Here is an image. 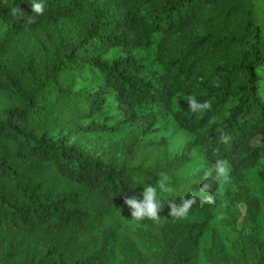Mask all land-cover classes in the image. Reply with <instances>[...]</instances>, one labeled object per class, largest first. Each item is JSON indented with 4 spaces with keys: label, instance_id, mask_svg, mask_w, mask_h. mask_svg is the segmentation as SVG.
Wrapping results in <instances>:
<instances>
[{
    "label": "trees",
    "instance_id": "1",
    "mask_svg": "<svg viewBox=\"0 0 264 264\" xmlns=\"http://www.w3.org/2000/svg\"><path fill=\"white\" fill-rule=\"evenodd\" d=\"M43 2L26 28L30 0H0V264H264V0ZM217 159L231 179L208 204ZM160 173V221H133L124 197Z\"/></svg>",
    "mask_w": 264,
    "mask_h": 264
},
{
    "label": "clouds",
    "instance_id": "2",
    "mask_svg": "<svg viewBox=\"0 0 264 264\" xmlns=\"http://www.w3.org/2000/svg\"><path fill=\"white\" fill-rule=\"evenodd\" d=\"M30 7L32 13L35 15H28L25 20V27L27 28L31 24L35 23L36 17L44 14L45 5L43 0H30ZM20 8L13 9V15L21 12ZM187 104L192 112L203 113L207 110H211L212 103L209 100L200 102L195 95H190L187 98ZM217 122L216 116L209 118L208 124L213 125ZM218 143L227 144L231 137L223 129H217ZM231 168L229 163L225 159H217L211 164L209 169L205 172L204 182L199 189V196L201 202L208 204L216 203V196L219 192V187L230 182ZM217 186V187H214ZM173 191L170 184V177L167 173H160L159 179L155 186L145 185L141 193L142 198L138 196H125L124 204L130 209L131 217L133 221L151 220L156 223L160 221L159 213L163 210L162 193H171ZM197 203L196 194L184 197L181 196L179 203L175 199H169L166 204L170 209L168 215L174 219L185 218L193 206ZM227 202H224V206Z\"/></svg>",
    "mask_w": 264,
    "mask_h": 264
},
{
    "label": "rangeland",
    "instance_id": "3",
    "mask_svg": "<svg viewBox=\"0 0 264 264\" xmlns=\"http://www.w3.org/2000/svg\"><path fill=\"white\" fill-rule=\"evenodd\" d=\"M159 126L162 129L158 133L157 140L160 137H165L168 140V150L171 154L180 153L186 142L191 139V135L187 131L179 128L166 115L160 117Z\"/></svg>",
    "mask_w": 264,
    "mask_h": 264
}]
</instances>
